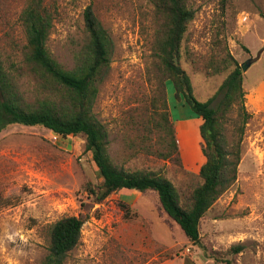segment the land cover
<instances>
[{"label":"rangeland","instance_id":"374dc122","mask_svg":"<svg viewBox=\"0 0 264 264\" xmlns=\"http://www.w3.org/2000/svg\"><path fill=\"white\" fill-rule=\"evenodd\" d=\"M25 1L0 0V43L15 47L19 54L25 43L19 21ZM45 1L57 11L48 46L65 67L74 65L82 44L88 5L114 38L110 72L94 112L109 129L111 154L122 163L127 158L124 113L152 89L148 75L152 5L149 0ZM193 5L196 14L181 64L196 97L207 100L227 76V72L208 75L203 69L211 54L227 48L240 64H247L243 86L250 113L237 180L201 220L207 252L189 241L162 210L155 191L124 188L100 202L90 196L86 183H101L102 177L83 135L61 137L40 125L11 124L0 132V264H38L48 253L50 226L66 215L85 220L81 243L68 264H227L226 259L232 264H264V0H194ZM166 88L182 166L138 158L128 160L126 167L163 168L184 192L200 181L198 173L205 162L202 118L184 98H176L171 80ZM236 245L243 249L234 252Z\"/></svg>","mask_w":264,"mask_h":264},{"label":"trees","instance_id":"16d2710c","mask_svg":"<svg viewBox=\"0 0 264 264\" xmlns=\"http://www.w3.org/2000/svg\"><path fill=\"white\" fill-rule=\"evenodd\" d=\"M149 2L154 24L148 70L152 89L124 113L125 161L119 163L111 154L109 129L94 112L100 87L110 72L115 41L92 5L84 10L83 41L74 54V65L67 68L48 46L57 11L45 0L25 1L19 13L25 35L20 54L15 47L0 43V132L11 124H23L46 127L61 137L83 135L86 150L91 152L102 177L101 183H86L84 188L90 196L100 202L124 188L155 191L162 210L181 227L189 241L207 252L201 220L237 180L245 125L250 117L245 105L243 69L227 48L211 54L203 69L208 75L227 72V76L212 96L199 100L181 64L186 53L185 37L196 14L194 0ZM191 61L200 68L195 59ZM167 80L173 82L176 98H184L194 114L202 118L200 136L205 162L198 173L200 181L184 192L163 168L126 167L128 160L138 158L168 160L182 166ZM84 222L76 215L54 222L49 228L48 253L38 264H68V257L81 243ZM242 249V245L232 247L234 252ZM225 261L232 264L230 259Z\"/></svg>","mask_w":264,"mask_h":264},{"label":"water","instance_id":"95a60500","mask_svg":"<svg viewBox=\"0 0 264 264\" xmlns=\"http://www.w3.org/2000/svg\"><path fill=\"white\" fill-rule=\"evenodd\" d=\"M241 66H242L243 71H245L247 68V64L243 63V64H241Z\"/></svg>","mask_w":264,"mask_h":264},{"label":"crops","instance_id":"0c3cea01","mask_svg":"<svg viewBox=\"0 0 264 264\" xmlns=\"http://www.w3.org/2000/svg\"><path fill=\"white\" fill-rule=\"evenodd\" d=\"M189 130H192V129H186L184 132L189 131Z\"/></svg>","mask_w":264,"mask_h":264},{"label":"built area","instance_id":"2783aa9c","mask_svg":"<svg viewBox=\"0 0 264 264\" xmlns=\"http://www.w3.org/2000/svg\"><path fill=\"white\" fill-rule=\"evenodd\" d=\"M246 19H247V16L244 17V20H246Z\"/></svg>","mask_w":264,"mask_h":264}]
</instances>
